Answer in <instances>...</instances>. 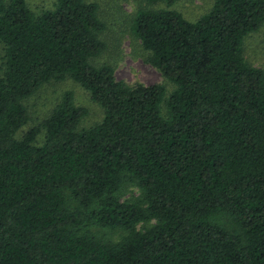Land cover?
Listing matches in <instances>:
<instances>
[{
	"label": "trees",
	"instance_id": "16d2710c",
	"mask_svg": "<svg viewBox=\"0 0 264 264\" xmlns=\"http://www.w3.org/2000/svg\"><path fill=\"white\" fill-rule=\"evenodd\" d=\"M146 1L167 7L139 10L131 30L169 95L92 63L106 49L98 3L0 0V264H264V70L243 54L264 0H215L195 21L177 0ZM66 77L103 119L80 128L88 110L66 91L42 145L41 127L17 138L24 100Z\"/></svg>",
	"mask_w": 264,
	"mask_h": 264
},
{
	"label": "rangeland",
	"instance_id": "374dc122",
	"mask_svg": "<svg viewBox=\"0 0 264 264\" xmlns=\"http://www.w3.org/2000/svg\"><path fill=\"white\" fill-rule=\"evenodd\" d=\"M99 5V16L106 23V29L101 37L106 43L103 53L92 59L94 65H111L118 79L134 85L162 84L169 95L175 88L163 72L148 61L150 52L144 48L142 42L132 30V20L137 12L144 8H166L165 2L150 5L146 0H87ZM56 0H27L29 7L36 13L54 7ZM215 0H177L171 8L181 12L185 18L195 21L211 10ZM243 54L246 60L255 67L264 70V25L248 34L243 43ZM4 48L0 42V75L3 72ZM66 91H72L77 105L88 110L82 119L80 128L90 127L100 122L104 117V110L96 103L90 92L79 82L70 77L61 80H51L43 84L33 95L24 100L29 112V121L16 134L21 139L24 133L33 127H41L35 144L42 145L45 139L43 121L51 114ZM137 188H130L126 197L131 198L139 194ZM155 220L137 224L142 230L151 226ZM107 237L113 241L119 240L126 231L117 229L106 231Z\"/></svg>",
	"mask_w": 264,
	"mask_h": 264
}]
</instances>
